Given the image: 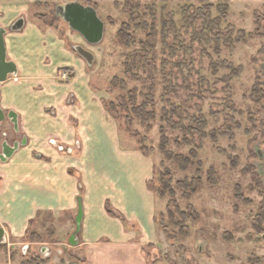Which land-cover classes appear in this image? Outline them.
Instances as JSON below:
<instances>
[{"label": "rangeland", "instance_id": "374dc122", "mask_svg": "<svg viewBox=\"0 0 264 264\" xmlns=\"http://www.w3.org/2000/svg\"><path fill=\"white\" fill-rule=\"evenodd\" d=\"M24 2L56 32L65 25L56 8L69 2L104 23L96 46L63 28L93 53L89 85L121 142L153 164L154 264H264V0ZM134 106L154 119L142 122ZM62 227L39 211L23 238L0 246V264H80Z\"/></svg>", "mask_w": 264, "mask_h": 264}, {"label": "crops", "instance_id": "0c3cea01", "mask_svg": "<svg viewBox=\"0 0 264 264\" xmlns=\"http://www.w3.org/2000/svg\"><path fill=\"white\" fill-rule=\"evenodd\" d=\"M19 19L22 29L12 32ZM63 27L56 32L30 17L24 0H0L7 60L18 76L0 84V107L17 115L19 130L6 120L0 144L5 133L24 142L0 161V227L7 241L20 240L35 215L47 212L64 226L69 247L81 197L79 245L72 248L80 264H154L159 201L151 187L153 164L121 142L90 88V69L71 49L79 36Z\"/></svg>", "mask_w": 264, "mask_h": 264}, {"label": "water", "instance_id": "95a60500", "mask_svg": "<svg viewBox=\"0 0 264 264\" xmlns=\"http://www.w3.org/2000/svg\"><path fill=\"white\" fill-rule=\"evenodd\" d=\"M57 16L66 24V26L73 32L77 33L89 46H96L101 43L104 35V23L99 18L96 10L90 6H84L78 2H69L56 8ZM23 20L19 19L11 26L12 32L20 31L23 27ZM7 34L6 30L0 28V84L6 82L9 77L17 78V69L12 61L7 60V54L4 44V36ZM73 52L85 62L89 69H92L95 57L92 52L86 50L80 45H72ZM9 121L16 134L19 133L17 115L14 112H5L0 107V126ZM24 142L19 143L14 141L10 146L7 141L2 144V154L0 161L8 160ZM77 214L74 219L75 229L68 239V245L75 248L79 245V234L81 232V225L83 220L82 199H77ZM7 243L5 231L0 227V246ZM48 249L41 247V254H45Z\"/></svg>", "mask_w": 264, "mask_h": 264}, {"label": "trees", "instance_id": "16d2710c", "mask_svg": "<svg viewBox=\"0 0 264 264\" xmlns=\"http://www.w3.org/2000/svg\"><path fill=\"white\" fill-rule=\"evenodd\" d=\"M222 14H223V16L226 14V9H225V12H223ZM201 17H202V19L209 18L208 12H207L206 14H204L203 16H201ZM118 37H119L120 39H122V40H124V41L127 42L126 39H128V38L125 36V33H124L123 30H120V31L118 32ZM148 37L150 38V39L148 38L149 41H150V40L152 39L151 35H148ZM153 40H154V38H153ZM128 41H129V40H128ZM152 47H153V46H152ZM121 85H123V83H122ZM133 113H134V114L137 116V118L140 119L142 122H147L148 120L154 119V114H153V113H147V112L145 111V109H144L143 106H142V107H138V108H135V106H134ZM164 149H165L164 146H161V150H162L163 153L166 152ZM165 154H166V153H165ZM168 159H169V160H172L176 165L180 166L181 169H185L186 166H184V164L188 163V161L186 162L185 158H183V157H181V156H174V157H172V156L170 157V156H169ZM183 161H184V162H183ZM168 175H169V174L167 173L166 175H162V176H161L160 180H161V183H162V184H164L165 180H166V181H169V176H168ZM152 189H153V188H152ZM153 191H154V192H157V191H155L154 189H153ZM42 215H43V217L45 216V217H48V218H52V215H51L50 213H47V212H43ZM181 216L184 217L183 214H181ZM259 217H260L259 222H260V223H264V211L262 212V215L260 214ZM156 222H157V219H156ZM31 223H32V220L29 222L28 229H29V226H30ZM28 229H27V231H28ZM27 231H26V233H27ZM25 235H26V234H25ZM25 235H24V236H25Z\"/></svg>", "mask_w": 264, "mask_h": 264}, {"label": "flooded vegetation", "instance_id": "af4514ba", "mask_svg": "<svg viewBox=\"0 0 264 264\" xmlns=\"http://www.w3.org/2000/svg\"><path fill=\"white\" fill-rule=\"evenodd\" d=\"M8 79H12L13 81H17V78H12V77H9ZM7 134L5 133L4 135H3V142L4 141H7L8 142V144L11 146L12 145V143H13V140H8L7 138ZM3 142H1V144H0V155L2 154V144H3ZM1 249V248H0ZM25 249V248H24Z\"/></svg>", "mask_w": 264, "mask_h": 264}]
</instances>
